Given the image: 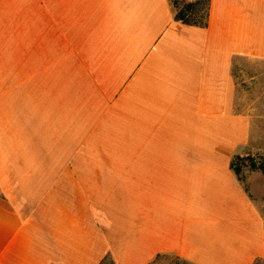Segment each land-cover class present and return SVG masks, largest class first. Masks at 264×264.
Returning a JSON list of instances; mask_svg holds the SVG:
<instances>
[{
  "label": "crops",
  "instance_id": "0c3cea01",
  "mask_svg": "<svg viewBox=\"0 0 264 264\" xmlns=\"http://www.w3.org/2000/svg\"><path fill=\"white\" fill-rule=\"evenodd\" d=\"M174 15L0 0V264L264 262V175L230 169L253 142L233 69L264 63V0H209L205 28Z\"/></svg>",
  "mask_w": 264,
  "mask_h": 264
},
{
  "label": "rangeland",
  "instance_id": "374dc122",
  "mask_svg": "<svg viewBox=\"0 0 264 264\" xmlns=\"http://www.w3.org/2000/svg\"><path fill=\"white\" fill-rule=\"evenodd\" d=\"M171 2L173 0H170ZM185 2L184 0H178ZM233 77L239 91V112L246 113L252 119V143L240 156L253 158L256 164H264V63L239 59L235 62ZM239 156V155H238ZM252 172L248 167L242 169L240 177L248 187L247 175ZM259 172V171H256ZM264 217V202H257ZM103 264H111L105 260ZM150 264H188L173 256H161ZM264 264V262L259 263Z\"/></svg>",
  "mask_w": 264,
  "mask_h": 264
},
{
  "label": "trees",
  "instance_id": "16d2710c",
  "mask_svg": "<svg viewBox=\"0 0 264 264\" xmlns=\"http://www.w3.org/2000/svg\"><path fill=\"white\" fill-rule=\"evenodd\" d=\"M171 4L175 10V21L183 25L196 26L199 28H205L207 26L209 0H194L191 2H179L178 0H173ZM245 167H248L251 171H259L264 175V164H256L253 158L248 156L244 157L237 155L234 156L230 162V169L241 182L242 179L240 174ZM159 257L161 256H158L155 259ZM152 262H154V260Z\"/></svg>",
  "mask_w": 264,
  "mask_h": 264
}]
</instances>
